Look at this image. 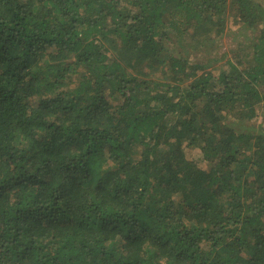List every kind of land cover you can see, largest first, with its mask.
Returning <instances> with one entry per match:
<instances>
[{
	"label": "trees",
	"instance_id": "1",
	"mask_svg": "<svg viewBox=\"0 0 264 264\" xmlns=\"http://www.w3.org/2000/svg\"><path fill=\"white\" fill-rule=\"evenodd\" d=\"M263 22L258 0H0V264H264V26L200 57Z\"/></svg>",
	"mask_w": 264,
	"mask_h": 264
},
{
	"label": "rangeland",
	"instance_id": "2",
	"mask_svg": "<svg viewBox=\"0 0 264 264\" xmlns=\"http://www.w3.org/2000/svg\"><path fill=\"white\" fill-rule=\"evenodd\" d=\"M262 5L264 6V0H258ZM264 22L262 24H259L256 28L257 29H245L246 33L244 32V28L241 27L240 30L234 26L230 25L228 28V31L223 35L222 37L218 38L216 41L209 42L207 45V49L209 50L208 53L200 54V57L204 59L205 62H208L212 64H218L223 62L226 58H228L231 55L232 50L236 48V45L238 42L245 41L246 36L248 38H255L261 28H263ZM231 32H233L235 35L232 36ZM247 39V38H246ZM181 45L184 46L185 44L181 42ZM190 47L184 46L182 48V51L186 55V57L190 60H194L195 57L192 52H190ZM207 58V59H206ZM257 123H259L257 121Z\"/></svg>",
	"mask_w": 264,
	"mask_h": 264
}]
</instances>
